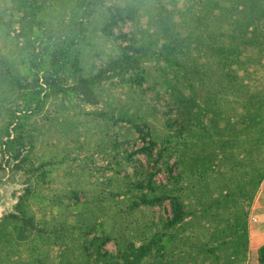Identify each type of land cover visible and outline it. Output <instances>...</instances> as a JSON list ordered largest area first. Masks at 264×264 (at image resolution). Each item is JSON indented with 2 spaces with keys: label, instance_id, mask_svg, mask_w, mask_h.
Wrapping results in <instances>:
<instances>
[{
  "label": "trees",
  "instance_id": "16d2710c",
  "mask_svg": "<svg viewBox=\"0 0 264 264\" xmlns=\"http://www.w3.org/2000/svg\"><path fill=\"white\" fill-rule=\"evenodd\" d=\"M0 37V264L248 263L264 0H0Z\"/></svg>",
  "mask_w": 264,
  "mask_h": 264
},
{
  "label": "rangeland",
  "instance_id": "374dc122",
  "mask_svg": "<svg viewBox=\"0 0 264 264\" xmlns=\"http://www.w3.org/2000/svg\"><path fill=\"white\" fill-rule=\"evenodd\" d=\"M114 1H117L119 3H123L124 0H114ZM164 1V0H163ZM66 8V7H65ZM69 14H70V7L67 6L66 8V11H65V14H64V17L63 18H59L60 19V22H55V24H62L63 22H68L69 20ZM125 30L126 29H129V25L127 26H124L123 27ZM93 41H95L97 44H96V49L99 51V55L98 57H95V62L96 63H100V39L96 36L93 38ZM4 40L0 37V46H4V45H8V42L5 43ZM4 44V45H3ZM102 49V52L103 50H105V47H101ZM109 51V49H107V52ZM102 56H104L102 54ZM148 101V100H147ZM121 102V100H120ZM52 104V103H51ZM84 110L86 109H100V104L96 105V106H92V105H82ZM50 114H55L56 113V107L55 105H53L51 107V110L49 111ZM81 118L85 117L84 115L82 116H79ZM41 116L38 117V119H36V122H37V125H39V122L41 121L40 120ZM88 123H92L91 121H88ZM156 123L158 124V122L156 121ZM159 126V125H158ZM95 130V129H93ZM84 136L81 135V139H83ZM99 141V135L97 133H92L91 137H90V144L89 146H85V148L83 150H77V149H74V148H71L70 147V151H71V155H75V154H79V159L80 158H83L85 155H89L91 154V158H85V161L83 160V162L87 163V165H90L92 167H100L101 168H105V172L107 175H110L112 173V168H107L106 166H112L108 163L107 161V157L103 154L101 155L100 154V150L95 146V144H97ZM72 170H74V165H72ZM100 176V174H99ZM83 179H84V187L87 188V187H91V182H92V179L93 177H90V176H87L86 174L84 176H82ZM157 180L158 181H164L165 180V176L163 174H159L157 176ZM18 181V179H17ZM8 182L6 184H4V180L2 182H0V187H4V185L6 186L5 188H12V191H11V195L10 197H15L20 193V188L22 187V185L19 183V182ZM4 189V188H3ZM14 195V196H13ZM166 206H167V203H166ZM8 209H4L1 211V213L3 212H6ZM155 212L157 213L159 210L158 208H154ZM107 248L108 249H113L114 246L112 243H108L107 245ZM248 263L247 264H257V261H256V249H252L250 248L249 250V254H248Z\"/></svg>",
  "mask_w": 264,
  "mask_h": 264
},
{
  "label": "crops",
  "instance_id": "0c3cea01",
  "mask_svg": "<svg viewBox=\"0 0 264 264\" xmlns=\"http://www.w3.org/2000/svg\"><path fill=\"white\" fill-rule=\"evenodd\" d=\"M248 227L249 249H257L264 244V179L250 208Z\"/></svg>",
  "mask_w": 264,
  "mask_h": 264
},
{
  "label": "water",
  "instance_id": "95a60500",
  "mask_svg": "<svg viewBox=\"0 0 264 264\" xmlns=\"http://www.w3.org/2000/svg\"><path fill=\"white\" fill-rule=\"evenodd\" d=\"M4 188V189H3ZM0 187V215L1 211L4 209H11L14 204L16 198L10 197L12 188Z\"/></svg>",
  "mask_w": 264,
  "mask_h": 264
},
{
  "label": "flooded vegetation",
  "instance_id": "af4514ba",
  "mask_svg": "<svg viewBox=\"0 0 264 264\" xmlns=\"http://www.w3.org/2000/svg\"><path fill=\"white\" fill-rule=\"evenodd\" d=\"M3 180H5V178L3 177V178H0V182H2ZM6 182H4V184H5ZM4 187H6L5 185H4Z\"/></svg>",
  "mask_w": 264,
  "mask_h": 264
}]
</instances>
